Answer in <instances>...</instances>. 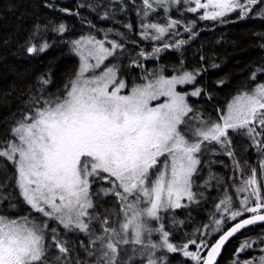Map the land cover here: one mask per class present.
<instances>
[{
  "label": "snow or ice",
  "instance_id": "6c2138e0",
  "mask_svg": "<svg viewBox=\"0 0 264 264\" xmlns=\"http://www.w3.org/2000/svg\"><path fill=\"white\" fill-rule=\"evenodd\" d=\"M141 2L140 14L145 19L156 8L170 11L173 5L183 7L185 3L189 5L188 12L203 9L199 17L202 20L224 23L225 17L233 12L239 13V19L250 14L264 18V0ZM46 6L52 7L51 4ZM104 18H108L107 12ZM181 23L177 19L164 24L142 21L141 36L159 41L162 47H154L148 55L141 51L139 55L158 58L169 48H181L186 40L169 43L164 39L168 34L179 35L177 29ZM193 27L191 23L184 25L190 38L196 35ZM56 31L63 33L67 27L60 24ZM71 43L81 59L79 71L59 96L37 97L10 130L12 139L0 145L3 147L0 157L13 163L15 185L30 210L29 214L19 217L0 214V264H79L77 260L69 262L70 248L59 238L57 227L49 229V221L65 231L78 230L86 234L89 244L85 246L81 242V246L94 258L93 264H118L121 247L129 244L133 246V256L137 251L141 254L137 264H145V261L146 264H168L164 256L156 255L161 249L167 253L179 252L197 264H215L230 237L249 225L264 223V159L259 164V179L257 169L250 168L248 176L237 187L236 193L244 194L237 205L233 206L231 196L221 199L215 205L219 217L214 215L209 225L198 229L205 237L221 233L215 243L189 239L175 245L170 242V232L163 223L156 227L148 223V220L161 221V212L186 208L203 199L202 192L193 191L192 179L201 164L198 154L202 152V145L207 149L209 144H217L227 156L234 157L235 152L230 147L231 130L246 136L264 157V83L235 96L227 105L226 113L213 122L197 117L196 110L188 103L189 96L201 95V88L196 87L191 92L176 90L177 85L195 84L198 72L184 71L168 78L161 69L160 73L145 76V83L133 87L130 94L120 95L126 85L117 78L116 66H105L99 74L95 70L109 57H114L118 49L122 50L124 44L114 39L107 41L109 46L106 47L105 40L94 36ZM48 47L47 43L39 47L30 45L27 52L38 54ZM89 70L92 74L85 75ZM256 72L264 73V68L253 71V80ZM48 75L41 76V84L50 82ZM160 97H165V101L150 105V101ZM244 166L238 160L234 163V168L241 172ZM212 180L217 177L210 175L205 184ZM109 195L116 199L122 217L117 222L113 215L114 226H109L110 210L102 206L98 209L94 203V198L99 201ZM185 197L187 203H182ZM142 202L144 207H141ZM31 213L43 217L41 222L37 223ZM226 221L235 223L224 231ZM173 223L182 225L184 221ZM94 224L98 225L99 234L90 227ZM154 232L159 233L156 243L151 240ZM260 243L264 244V237L260 238ZM254 244L253 240H245L237 257ZM190 245L196 250H188ZM53 249L61 255H54ZM133 256L124 264H132ZM233 264H264V255L258 260L237 259Z\"/></svg>",
  "mask_w": 264,
  "mask_h": 264
},
{
  "label": "trees",
  "instance_id": "16d2710c",
  "mask_svg": "<svg viewBox=\"0 0 264 264\" xmlns=\"http://www.w3.org/2000/svg\"><path fill=\"white\" fill-rule=\"evenodd\" d=\"M48 4L52 7H47ZM141 7V0H134V3L132 0H0V145L12 139L10 130L29 111L37 97L54 98L65 90L79 69V60L71 42L82 37L115 39L124 44L123 49L118 50L105 66L115 65L129 88L145 83V76L160 73L161 69L166 76L184 71L198 72L196 85L202 89V93L198 97H191L189 104L196 110L197 117L205 120L218 121L235 96L264 83V73L256 72L255 79H252L255 69L264 68V18L250 14L239 19V13L233 12L225 17L226 22L221 23L200 19L202 11L188 12L189 6L173 5L170 11L158 8L145 19L140 14ZM106 12L108 18H104ZM171 18L184 24H194L192 31L196 35L190 38L189 33L180 28L179 35L169 34L164 39L169 43L177 39L186 40L187 43L181 48H169L161 52L158 58L141 57V51L148 55L154 47H162L159 41L141 36L142 21L164 24ZM60 24H65L67 31L57 32ZM129 24L131 28L126 27ZM118 33L123 36H118ZM44 43L49 45L44 52H27L28 46L39 47ZM134 61L142 66L137 67ZM45 74H50V82L41 84L40 78ZM229 136L234 157L227 156L217 144H209L200 153L201 164L192 179L193 191L202 192L203 199L186 208L161 213V221H154L153 227L164 224L173 244L181 245L189 239H207L209 244H213L221 233L205 237L198 229L209 225L214 215L219 217L215 205L221 199L231 196L233 206L237 205L244 194H237L236 189L248 176L250 168L257 169L259 179V164L264 157L246 136L231 130ZM237 160L245 165L243 172L234 168ZM15 175L13 163L0 157V214L19 217L29 214L30 210L15 185ZM210 175H215L219 183L212 180L206 185L205 181L209 180ZM103 200L113 206L111 209L116 212L117 222L122 220L116 199L111 195L99 201L94 198L98 209L100 206L104 208ZM113 215L108 216L109 226H114ZM31 216L38 222L42 220L37 213H31ZM181 220L184 221L182 225L173 223ZM231 223L226 221L223 230ZM90 227L99 234L98 225ZM57 228L59 238L66 241L70 248L69 262L77 260L79 264H93L94 258L87 255L86 247L81 246V242L85 246L89 244V237L78 230L66 233L61 227ZM261 237H264V223L247 228L227 245L218 264H233L237 259L258 260L264 254ZM249 239L255 244L239 252L237 257L241 244ZM151 240L158 242L159 233L154 232ZM132 248L131 244L121 247L118 264H124L129 256H133ZM188 250L195 251L196 248L190 245ZM52 251L54 255H61L58 250ZM156 255L164 256L168 264H197L179 252L173 254L161 249ZM140 256L137 251L132 264H137Z\"/></svg>",
  "mask_w": 264,
  "mask_h": 264
},
{
  "label": "rangeland",
  "instance_id": "374dc122",
  "mask_svg": "<svg viewBox=\"0 0 264 264\" xmlns=\"http://www.w3.org/2000/svg\"><path fill=\"white\" fill-rule=\"evenodd\" d=\"M186 7L187 6H189L188 4H184ZM158 10V8H156V10L155 11H157ZM202 11V13H203V9H201L199 12H201ZM149 18V17H148ZM172 19V18H171ZM149 20V19H148ZM168 20H170V19H168ZM150 22H152V21H150ZM146 23H148V22H146ZM152 23H157V22H152ZM184 23H181V25L179 26V28L177 29V31H179L180 30V28H182V29H184ZM169 35V34H168ZM168 35H166V36H168ZM165 36V37H166ZM88 37V36H87ZM80 39V38H79ZM77 40V39H76ZM97 40H105L106 41V44H105V46L107 47V46H109L108 44H107V41H112V40H108V39H97ZM73 50H74V48H73ZM119 50V49H118ZM117 50V51H118ZM74 53H75V55H76V57L78 58V60H79V68H80V65H81V59H80V56L76 53V51L74 50ZM111 57H109L107 60H105L101 65H100V67L98 68V69H96L95 70V73L96 74H99L100 72H102L104 69H105V63L110 59ZM90 63H94V61H90ZM78 71H79V69H78ZM92 74V70H89L88 72H86L85 73V75H91ZM180 74H182V73H180ZM180 74H174V75H180ZM116 75H117V78L119 79V80H122L124 83H125V88L124 89H122L121 90V92L119 93L120 95H127V94H130V92H131V89L133 88V87H131V88H129L128 87V85H127V83H126V81L120 76V74H119V72L117 71V73H116ZM164 75V74H163ZM174 75H171V76H174ZM165 77H168V78H170L171 76H166V75H164ZM196 81H197V77H196ZM196 81H195V84H184V85H177V91H180V92H191L192 90H194V88H196V87H198L197 85H196ZM139 85H142V84H139ZM136 86H138V85H136ZM135 87V86H134ZM200 88V87H199ZM110 90H111V86H110ZM191 97H198V96H189L188 97V103H189V99L191 98ZM165 97H160L158 100H153V101H150V105L151 106H155V105H157V104H159V103H162V102H164L165 101ZM232 102V101H231ZM230 102V103H231ZM225 113H226V111H225ZM224 113V114H225ZM204 149V146L202 145V150ZM0 151H3V149L2 150H0ZM199 156H200V154H198ZM161 159H163V158H161ZM200 159H201V156H200ZM198 167H199V165L197 166V169H198ZM152 171H155V169H153ZM193 178V177H192ZM103 203H104V208L105 209H109L110 211H109V214H116V212L115 211H113L111 208H113V206H111L110 205V203H108V202H106V200H103ZM182 203H187V198L185 197L184 198V200H182ZM145 205L143 204V202H142V204H141V207H144ZM175 210V209H174ZM169 211H171V210H169ZM161 213H165V212H161ZM160 213V214H161ZM42 219H43V217H42ZM37 223H40V222H38V221H36ZM49 223V229H51L52 227H57V225L54 223V222H52V221H49L48 222ZM148 223H149V225L150 226H152L153 227V223H154V221L153 220H148ZM66 233H71V231H65ZM58 233H59V230H58ZM46 235H47V233H46ZM264 255V254H263ZM259 259V258H258ZM146 264V263H145Z\"/></svg>",
  "mask_w": 264,
  "mask_h": 264
},
{
  "label": "water",
  "instance_id": "95a60500",
  "mask_svg": "<svg viewBox=\"0 0 264 264\" xmlns=\"http://www.w3.org/2000/svg\"><path fill=\"white\" fill-rule=\"evenodd\" d=\"M242 219V218H241ZM233 223H235V222H233ZM233 223H231V225L225 230V231H227L231 226H232V224ZM256 224H262L261 222H258V223H256ZM256 224H254V225H256ZM251 226H253V225H249V226H247L246 228H244V229H242L241 231H239V232H237L236 234H234L232 237H230L229 238V240L228 241H226V243L224 244V246L222 247V249L220 250V253H219V255L216 257V259H215V264H218V262H219V260H220V258H221V256H222V254H223V252H224V250H225V248L227 247V245L237 236V235H239L241 232H243L244 230H246L247 228H249V227H251ZM218 239V238H217ZM216 239V240H217ZM216 242V241H215ZM214 242V243H215Z\"/></svg>",
  "mask_w": 264,
  "mask_h": 264
}]
</instances>
